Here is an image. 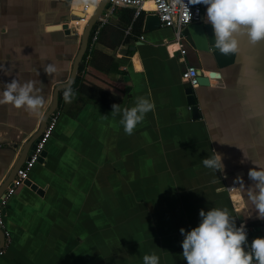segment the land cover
<instances>
[{
	"label": "crops",
	"instance_id": "obj_1",
	"mask_svg": "<svg viewBox=\"0 0 264 264\" xmlns=\"http://www.w3.org/2000/svg\"><path fill=\"white\" fill-rule=\"evenodd\" d=\"M101 1L0 0V91L13 78L34 80L49 101L39 117L0 105V187L55 89L69 81L80 21ZM144 12L141 29L132 7L111 6L97 20V40L90 45V36L92 50L84 55L89 63L80 67L71 100L61 89L59 122L45 159L29 174L42 190L20 186L8 202L9 244L4 236L0 264H143L152 252L160 264H187L180 229L197 226L200 210L211 207L227 208L237 225L250 226L249 242L264 236V220L247 196L254 187L248 170L264 167V41L240 34L233 62L221 67L190 41L182 55L171 27L145 31ZM49 63L55 73L44 72ZM188 65L209 81L193 88L199 117L188 102ZM149 93L154 110L125 133L112 105L131 107ZM215 150L225 165L217 172L201 162Z\"/></svg>",
	"mask_w": 264,
	"mask_h": 264
},
{
	"label": "clouds",
	"instance_id": "obj_2",
	"mask_svg": "<svg viewBox=\"0 0 264 264\" xmlns=\"http://www.w3.org/2000/svg\"><path fill=\"white\" fill-rule=\"evenodd\" d=\"M206 6L203 22L211 24L214 47L222 54L236 53L239 49V35L246 34L252 43L264 41V0H188V5ZM57 71V66L49 63L46 74ZM34 80L21 83L13 78L5 82L0 91V105L10 104L17 109H25L37 117L43 114L48 100L37 94ZM72 83L65 87V99H72ZM155 103L151 94L138 96L131 107L120 109L112 105V113H120V123L125 133L131 135L146 114L153 111ZM210 169L222 170L225 165L223 155L216 150L201 160ZM248 177L254 187L247 196L255 205L257 218L264 220V167H251ZM239 181L240 177L236 178ZM200 220L191 230L180 229L182 257L187 264H264V236H257L249 242L244 223L237 226L227 208L211 207L201 209ZM143 264H160L156 252L146 253Z\"/></svg>",
	"mask_w": 264,
	"mask_h": 264
},
{
	"label": "built area",
	"instance_id": "obj_3",
	"mask_svg": "<svg viewBox=\"0 0 264 264\" xmlns=\"http://www.w3.org/2000/svg\"><path fill=\"white\" fill-rule=\"evenodd\" d=\"M149 1L153 2V9L148 8L146 5ZM112 7L125 6L134 8L137 13L147 11L148 13H156L159 16L161 25L164 27H171L175 30V40L180 42L178 50L182 55L186 54L187 49L184 45V41H189L187 35L184 33V29L191 23H198L203 20V6L202 4L188 5V0H111ZM98 30L94 32L91 38L90 45H92L98 37ZM183 43V44H182ZM89 52L92 50L89 46ZM89 52L84 58V65L87 67L89 63ZM85 72L82 70V73ZM183 78L189 82L191 88H195L199 85V69L196 66L188 65L183 71ZM192 110V105H190ZM60 118V111L55 110L48 118V121L39 137L35 149L29 154L20 167L17 169L15 176L11 179L7 185L5 191L0 197V229H3V233L9 244V231L4 229L6 209L9 200L14 196L17 189L20 186L26 185V180L30 179V171L36 164L40 163V159H45L43 155L46 151L47 144L54 134ZM242 222H239V226ZM245 224V223H244ZM246 225V224H245ZM248 231V240L251 236V227L246 225ZM4 249H0V254Z\"/></svg>",
	"mask_w": 264,
	"mask_h": 264
},
{
	"label": "water",
	"instance_id": "obj_4",
	"mask_svg": "<svg viewBox=\"0 0 264 264\" xmlns=\"http://www.w3.org/2000/svg\"><path fill=\"white\" fill-rule=\"evenodd\" d=\"M112 6L111 0H102L93 15L90 17L89 21L84 27V31L81 36V44L79 51L77 53V56L74 61L73 71L71 74V77L68 82L62 83L57 86L55 89L53 102L49 109L46 111L44 118L42 120V123L39 127V129L36 131L34 135L29 139L25 147L23 148L22 154L20 156V161L15 167L12 169L11 174L9 177L2 183L0 187V197L5 191L7 185L11 181V179L15 176L17 169L20 167V165L23 163V161L26 159V157L33 152V150L36 147V144L39 140V137L48 121L49 116L58 109L59 107V93L61 89H64L68 83H72L75 81V79L78 76L80 67H81V61L84 58V55L88 49L90 36L92 33V30L103 13L104 10L109 9ZM75 17L74 19H76ZM161 21L159 19V16L156 13H148L145 16L144 21V30L149 31L154 28L160 27ZM64 28H68V24L64 25ZM186 35L191 42V45L198 51L211 53L213 57L216 59L219 66H226L227 64H230L233 62L235 58V53L231 54H222L219 51H217L214 47V37H213V30L211 24H206L204 22H198V23H191L186 28ZM199 81L201 84H208V79L204 75L199 76ZM188 102L190 105H192V112L195 117L200 116V112L197 105L196 95L194 94L193 88L188 89ZM46 156V151L43 154ZM40 161H43L41 158ZM26 185L31 186L34 190L41 191L42 189L39 187L37 183H34L31 179L26 180ZM5 238L4 235L0 229V243H4Z\"/></svg>",
	"mask_w": 264,
	"mask_h": 264
},
{
	"label": "bare ground",
	"instance_id": "obj_5",
	"mask_svg": "<svg viewBox=\"0 0 264 264\" xmlns=\"http://www.w3.org/2000/svg\"><path fill=\"white\" fill-rule=\"evenodd\" d=\"M95 4H96V3H95ZM95 4H93V2L90 4V10H91V11H90V15L84 17V18L82 19V21H80V23H82L83 26H79V30L82 28V32L84 31V27H85V25L87 24V21L90 19V17L92 16V14L95 12V10H96V8H97ZM146 6H152V7H154L152 1H149V2L147 3ZM78 23H79V22H78ZM85 23H86V24H85Z\"/></svg>",
	"mask_w": 264,
	"mask_h": 264
},
{
	"label": "trees",
	"instance_id": "obj_6",
	"mask_svg": "<svg viewBox=\"0 0 264 264\" xmlns=\"http://www.w3.org/2000/svg\"><path fill=\"white\" fill-rule=\"evenodd\" d=\"M144 13H145L144 11L140 13V18H139V22H138V23H139L138 26H139L140 29H141V27H142V19H143ZM92 35H93V32H92L91 36H92ZM82 67L84 68V64H83V63H82V65H81V68H82ZM83 68H82V69H83ZM80 77H81V76H79V77L76 79V81H75V83H74L75 85L79 84Z\"/></svg>",
	"mask_w": 264,
	"mask_h": 264
},
{
	"label": "snow or ice",
	"instance_id": "obj_7",
	"mask_svg": "<svg viewBox=\"0 0 264 264\" xmlns=\"http://www.w3.org/2000/svg\"><path fill=\"white\" fill-rule=\"evenodd\" d=\"M247 74L251 75L252 74V70L249 69ZM261 88H262V90H264V74L261 75ZM262 114H264V113H262Z\"/></svg>",
	"mask_w": 264,
	"mask_h": 264
}]
</instances>
